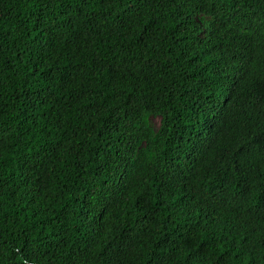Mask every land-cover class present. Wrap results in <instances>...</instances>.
Returning <instances> with one entry per match:
<instances>
[{"label":"trees","instance_id":"16d2710c","mask_svg":"<svg viewBox=\"0 0 264 264\" xmlns=\"http://www.w3.org/2000/svg\"><path fill=\"white\" fill-rule=\"evenodd\" d=\"M0 264H264V0H0Z\"/></svg>","mask_w":264,"mask_h":264},{"label":"rangeland","instance_id":"374dc122","mask_svg":"<svg viewBox=\"0 0 264 264\" xmlns=\"http://www.w3.org/2000/svg\"><path fill=\"white\" fill-rule=\"evenodd\" d=\"M150 121L155 128H157L160 124V118L159 117H151Z\"/></svg>","mask_w":264,"mask_h":264}]
</instances>
